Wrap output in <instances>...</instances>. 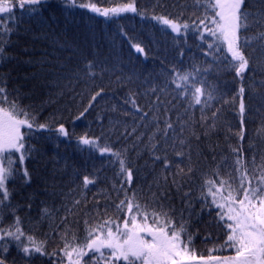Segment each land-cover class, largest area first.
I'll list each match as a JSON object with an SVG mask.
<instances>
[{
    "label": "trees",
    "instance_id": "trees-1",
    "mask_svg": "<svg viewBox=\"0 0 264 264\" xmlns=\"http://www.w3.org/2000/svg\"><path fill=\"white\" fill-rule=\"evenodd\" d=\"M133 2L137 12L109 17L79 6L95 3L103 10ZM10 4L17 5L14 12L0 14V33L11 32L10 38H0L6 57L0 59V87H6L9 101L15 100L35 121L31 130L25 129V159L22 164L15 160V174L7 181L11 207L0 206V227L7 229L18 216L22 230L37 243L44 242V250L55 255L25 256L11 242L7 253L0 248L5 264H59L66 259L61 251L66 228L69 243H73V233L78 238L73 246L86 243V229L109 216L115 219L116 204L134 193V203L142 208L147 205L149 212L153 208L160 211L162 203L177 225L182 215L183 239L191 237L190 249L196 254L209 255L210 249H219L212 254L233 255L234 250L220 248L227 232L217 215L220 209L212 204L211 196L206 205L201 193H207L203 187L206 179L238 185V154L233 148L242 150L244 167L251 175L260 174L264 54L257 47L259 42L245 49L251 67L241 79L228 66L231 57L226 46L215 56L206 55L215 53L208 48L212 37L200 24L206 0H201V6L196 0H43L35 10L19 8V0H10ZM243 10L257 12L264 6L246 0ZM211 15L214 13L209 12ZM153 16L172 19L181 25L180 32H173ZM206 24L214 27L210 20ZM255 32V28L242 29L241 43ZM201 33L206 39H201ZM134 45L143 51L138 52ZM185 73L197 76L187 98L172 83L177 74ZM201 81L205 92L213 95L212 100L206 94L201 97L207 106L194 102L193 92ZM50 89L55 91L53 96ZM96 92L101 95L81 116ZM165 122L173 126L167 136ZM41 124L47 127L41 129ZM60 125L67 136L59 133ZM81 137L96 140L99 147L83 145ZM181 139L186 141L184 145ZM105 146L118 152L126 170L132 171L130 184L127 171H120L119 159L101 154ZM181 150L184 156L178 157ZM86 176L94 181L87 187L83 183ZM174 176L179 188L173 184ZM153 193L160 197L155 203ZM126 214L125 206L117 222L122 224ZM24 242L28 244L26 239ZM84 259L90 264L89 257Z\"/></svg>",
    "mask_w": 264,
    "mask_h": 264
},
{
    "label": "snow or ice",
    "instance_id": "snow-or-ice-1",
    "mask_svg": "<svg viewBox=\"0 0 264 264\" xmlns=\"http://www.w3.org/2000/svg\"><path fill=\"white\" fill-rule=\"evenodd\" d=\"M75 2V0H73ZM246 0H206L205 17L200 20V24L207 29V34L212 37L213 42L208 44L209 49H215V53L209 52L206 55L215 56L221 52L226 46L227 55L231 57L228 66L234 68L236 75L243 79V75L251 67V58L246 55L245 49L251 47L254 41H258L257 47L264 54V10L257 12H246L243 10V5ZM259 4L264 6V0H257ZM43 0H19L18 7L26 9L42 4ZM197 6H201V0H196ZM80 7L89 8L91 11L99 13L105 17L121 12H137L134 2L125 4L122 7L103 9L101 10L95 3L80 4ZM17 7L16 4H10V0H0V13L12 14ZM209 12L214 15L209 16ZM143 15V13H139ZM153 19L158 20L164 25H168L173 32L179 33L181 25L174 22L165 16H153ZM214 25L209 28L206 21ZM183 27L188 28V24ZM250 28H255L256 32L253 36H245L241 43L240 32L243 29L248 31ZM7 35L10 38L11 32L6 31L0 33V38ZM201 39H206L204 33H201ZM138 52L143 49L139 45H134ZM255 51V49H253ZM5 48L0 46V59L3 56ZM227 56L223 57L226 60ZM221 62H223L221 60ZM91 68V64L88 65ZM199 72L197 71V76ZM197 76L192 73L183 75L177 74L172 83L176 85L177 90H182V95L187 98V95L194 85ZM192 81V84L189 81ZM200 87H195L193 92L194 102L197 105L205 104L207 101H202L201 97L205 94L208 100L213 99L211 91L205 92L203 87L204 81H201ZM155 91V89H153ZM244 88H240V94L243 95ZM101 92H96L89 102V107L84 109L80 115L83 116L89 110L92 103L96 101ZM6 87H0V206L11 207L10 193L7 189V181L15 174V154L19 153V162L22 164L25 159V134L23 129L31 130L34 127L35 118L29 112L22 109L15 101H9ZM159 102V98H157ZM135 105V101H132ZM137 111H140L137 108ZM245 105L243 100L240 103V112L243 114ZM147 114H145L146 116ZM213 113V118L216 117ZM204 119V117H202ZM41 129L47 125H39ZM172 124L165 122L164 134L167 136L168 130L172 129ZM211 127H215L213 124ZM159 130V129H158ZM58 131L61 135L67 136L68 133L63 125H60ZM184 131L182 124L181 132ZM243 139V132H241ZM199 139V136L196 137ZM80 142L83 145H90L93 148L99 147L97 141L88 137H81ZM181 145L186 141L181 139ZM153 148L156 145L152 146ZM101 154L110 153L113 157L119 159L120 171H127V181L129 184L132 181V171L126 170L125 161L120 158L118 152H113L110 147L105 146L100 149ZM234 153H237L235 161V171L239 173V183L234 185L228 180L220 179L219 181L205 180L204 186L207 189L205 194L201 193L207 205V196L212 197L214 204L220 211L217 213L219 221L223 223L227 230L226 239L220 248L234 250V254L230 256L213 255V251L219 249H210L208 256L197 255L196 252L190 249L191 237L185 241L183 236L186 234L185 222L181 215V222L177 225L176 218L170 215L169 211L164 210V205H159L160 211L154 208L149 212L148 206L144 208L140 204L134 203L136 199L135 193L132 198L126 195L125 200H121L115 206L116 218L111 216L105 218L103 222L95 225L91 229H86V243H73L78 239L76 234H72L73 243L67 240L69 229H65L64 235L61 237L65 241V246L61 251L67 258L68 264H264V156L261 157L262 163L259 166L260 174L253 176L249 170L244 167L243 152L241 149L233 148ZM178 157H183V150L176 153ZM157 160L161 159L159 156ZM7 160V166L4 161ZM255 165V158L252 161ZM164 167H169L167 157L164 158ZM243 168V171H241ZM192 169H188L191 173ZM255 171V168L253 169ZM183 173L184 170L180 169ZM218 175V172H217ZM24 176L28 177V172L25 169ZM84 186L94 183L87 176L83 179ZM159 187V181H156ZM179 181L173 177V184L179 188ZM217 184L219 186H217ZM247 185V186H246ZM215 189V190H214ZM224 193H227L226 195ZM166 193H161L160 196H165ZM188 196L189 193H185ZM160 197L153 193L152 203H155ZM9 202V203H5ZM79 204V201H75ZM127 208V214L124 216L123 223L117 221L120 219V214L124 208ZM47 209L45 213L47 214ZM70 211V210H69ZM99 215V213H98ZM142 217V219H141ZM151 217V219H149ZM3 221L0 219V224ZM88 221H85L87 225ZM115 225V227H113ZM25 239L28 244H25ZM11 242H15L16 246L24 253L25 256H31L34 253L40 255H55L48 254L44 250V242L37 243L35 238L27 235L21 228L20 218L17 216L14 222L8 225L7 229L0 227V248L7 253L8 246ZM0 264H5V259L0 257Z\"/></svg>",
    "mask_w": 264,
    "mask_h": 264
},
{
    "label": "bare ground",
    "instance_id": "bare-ground-1",
    "mask_svg": "<svg viewBox=\"0 0 264 264\" xmlns=\"http://www.w3.org/2000/svg\"><path fill=\"white\" fill-rule=\"evenodd\" d=\"M55 91L53 89H50V96H53Z\"/></svg>",
    "mask_w": 264,
    "mask_h": 264
}]
</instances>
